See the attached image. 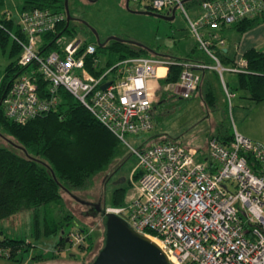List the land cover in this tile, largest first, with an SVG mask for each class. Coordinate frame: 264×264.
I'll return each instance as SVG.
<instances>
[{
    "label": "built area",
    "instance_id": "built-area-1",
    "mask_svg": "<svg viewBox=\"0 0 264 264\" xmlns=\"http://www.w3.org/2000/svg\"><path fill=\"white\" fill-rule=\"evenodd\" d=\"M184 1L148 0V4L167 14L173 7L180 8L198 49L214 63L180 62L178 80L166 88L187 99L201 79L196 69L215 70L230 115L232 139L223 144L210 138L205 161L198 159V149L177 142L131 148L136 168L141 170L137 194L122 205L103 209L157 243L171 264H264V145L237 131L232 116L235 93L224 77V72H238L245 61L237 54L236 66H224L210 49L213 41L224 46L225 40L217 33L222 25L259 14L264 1L202 0L195 18L188 15ZM65 16L45 8L19 13L17 23L24 37H12L20 45L17 64L23 70L2 98L5 116L25 123L54 108L63 88L122 143L127 134L150 130L151 104L170 60L159 55L130 56L106 66L95 45L83 47L80 38L44 53L40 36L56 31ZM38 76L48 83L45 97L38 94ZM84 236L79 232L69 238L82 244ZM0 254L7 256L8 251L0 249Z\"/></svg>",
    "mask_w": 264,
    "mask_h": 264
},
{
    "label": "trees",
    "instance_id": "trees-1",
    "mask_svg": "<svg viewBox=\"0 0 264 264\" xmlns=\"http://www.w3.org/2000/svg\"><path fill=\"white\" fill-rule=\"evenodd\" d=\"M64 1L22 0L19 13L34 8H45L65 14ZM73 1L76 4L79 0ZM121 1L125 2V0ZM201 1L185 0L184 7L193 9ZM146 8L152 10L149 4ZM69 13L74 19L67 26L65 16L57 25L56 31L40 36V40L43 41L41 50L44 53L60 50L61 46L66 43L62 39L63 33L69 32L72 34L70 27H74L76 21H80V18H82V16H75L70 8ZM263 21L264 9L252 17L243 18L229 25H222L217 31L222 32L231 28L239 33H244ZM12 35L20 38L24 37L19 24L13 18L3 15L0 18V49L8 55L11 61L3 71H0V100L16 75L23 70L17 64L21 48ZM83 42V47L88 43H92L85 39ZM94 45L96 53L103 51L107 54L103 62L106 66H112L120 59L130 56L159 55L170 60L167 75L159 80L160 88L156 92L159 100L157 102L153 100L151 104L152 127L155 105L163 101L168 95L176 96L166 86L178 80L182 69L180 62L206 64L208 66L214 63L209 55L198 49L196 43L183 58L170 53H156L143 43L119 36L106 38L104 41H98V45ZM210 49L222 65L236 66L237 53L235 57L229 56L223 50V47H220L215 41L210 45ZM241 56L242 60L245 61V65L238 72L231 73L235 76L234 85L228 80H226V83L234 93L237 90L239 91V98L241 99H246L250 103L263 101L264 51L249 48ZM89 58H87V64ZM89 69L91 70L90 67ZM196 70L200 73L201 79L195 92L206 106L215 110L217 108L216 86H219L222 91L219 76L215 70L210 68ZM37 80L39 96H47L46 87L48 83L41 76H38ZM59 96L60 101L54 108L25 123H17L7 118L4 114L3 105L0 104V137L6 139L10 144L9 146L0 145V220L7 219L21 211L30 210L31 233L35 237L64 231L65 225L73 222L74 217L70 212L65 214L59 212L60 214L55 217V215L48 214L49 209L58 204L63 205V192L72 196L75 191H84L90 188L93 185L94 178L108 168L120 154L122 147V142L71 93L59 88ZM224 103L223 119L214 126V130L209 134L207 141L210 138H216L223 144H229L232 139L230 126H228L225 118V113L228 112L225 97ZM153 138L157 139L158 143L168 141L180 143L164 133ZM205 148L198 149L200 151L198 159L201 161L207 160ZM249 163L252 167H255L251 161ZM140 175L141 170L135 168L131 174V180H138ZM127 191V186L115 187L111 193L112 205H122L125 202ZM64 235H61L56 243L55 250L57 252L63 249L66 242L67 234L64 232ZM28 244L30 243L25 242L24 239L6 235L0 237V249L8 251L6 256L8 258H15L18 252L27 250ZM79 246L83 247L82 244H79ZM33 257L37 262L47 260L42 255ZM55 257L53 256V258Z\"/></svg>",
    "mask_w": 264,
    "mask_h": 264
},
{
    "label": "rangeland",
    "instance_id": "rangeland-1",
    "mask_svg": "<svg viewBox=\"0 0 264 264\" xmlns=\"http://www.w3.org/2000/svg\"><path fill=\"white\" fill-rule=\"evenodd\" d=\"M21 3L22 0H3V5L0 4V17L4 15L18 20ZM74 3L73 0H70L69 8L75 16H82V18L80 21H76L74 27H70L72 34L63 33L64 42L80 38L98 45V41H104L110 36H119L143 43L156 53H170L180 58L185 57L195 45V40L180 8L175 10L174 18L167 20L142 13L146 11L148 0H129L128 8L121 0H79L76 4ZM147 11L167 14L165 11L156 12L153 9ZM186 11L191 18H195L199 13V8L195 6L192 10L186 7ZM217 33L225 40L223 49L228 48V55L235 57L240 33L231 28L224 32L217 31ZM97 55L102 62L107 57L103 51L97 52ZM10 61L8 55L0 49V71H3ZM224 77L234 85V74L224 72ZM235 94L232 116L236 128L240 130L244 114L251 108L248 107L249 105L248 108L241 105L242 99L239 98L238 90ZM216 96L217 108L215 110L206 106L196 92L188 99L181 98L179 95L165 97L154 107L152 129L139 135L127 134L124 138L126 143H122L121 152L116 159L105 171L94 178L90 188L84 191H75L74 195L83 200L94 201L102 193L105 200L104 206L110 207L112 206L111 193L115 187L113 183L119 178L126 180L122 184L128 187L126 198L129 199L136 195L137 180L132 181L131 174L137 166V158L132 154L131 148L137 149L151 142H157V139L153 138L156 135L164 133L166 136L178 140L184 146L196 149L205 148L209 134L213 132L214 126L223 119L225 110L224 96L219 86H216ZM158 97L156 93L154 102L159 100ZM225 118L230 126L228 112L225 113ZM262 136L264 137V134ZM0 145L9 146L10 144L6 139L0 137ZM62 197L63 205L58 204L51 207L54 211L49 209L48 214L56 217L60 214L59 212H63V214L70 212L74 217L73 222L64 227L68 241L63 245V249L57 252L55 247L64 233L61 234L60 231L39 237L33 236L31 233V211L24 210L7 219L0 220V237L6 235L24 239L25 242L30 243L27 245L28 249L18 252L15 258L0 255V264H81L83 260L86 263L93 260L104 240L101 218L85 214L84 204L75 200L71 195L63 192ZM79 232L85 235L83 247H80L74 238H69L71 234ZM35 255H42L47 260L37 262L33 257ZM53 256L56 257L53 258Z\"/></svg>",
    "mask_w": 264,
    "mask_h": 264
},
{
    "label": "water",
    "instance_id": "water-1",
    "mask_svg": "<svg viewBox=\"0 0 264 264\" xmlns=\"http://www.w3.org/2000/svg\"><path fill=\"white\" fill-rule=\"evenodd\" d=\"M128 1L125 0V5L128 8ZM65 14H66V26L74 19L68 8V0L64 1ZM145 14H150L158 18L170 20L174 18L176 7H173L169 14L152 13L147 11ZM109 38H116L110 36ZM108 83L102 85L106 87ZM2 99L0 100V104ZM124 181V178H123ZM119 183L116 180L113 184ZM72 197L82 204H89L87 200L80 199L75 195ZM100 216L103 229L104 240L102 247L98 250L93 260L89 263L81 264H171L165 252L160 246L152 241L150 238L133 230L129 224L120 216L105 212L104 209H97V213L94 216ZM64 231H61L63 234ZM68 241V238L67 240ZM53 264V263H46Z\"/></svg>",
    "mask_w": 264,
    "mask_h": 264
},
{
    "label": "crops",
    "instance_id": "crops-1",
    "mask_svg": "<svg viewBox=\"0 0 264 264\" xmlns=\"http://www.w3.org/2000/svg\"><path fill=\"white\" fill-rule=\"evenodd\" d=\"M0 4L3 5V0H0ZM14 20L17 22L16 19ZM228 29L223 30V32L227 31ZM249 48H256L264 51V21L254 28L244 33H240L236 44L237 54L242 55L243 52H245ZM223 50L229 53L228 48H225ZM241 105H244V107H249L251 109L246 111V113L244 114V118L240 123V130H237L242 135L264 145V137L262 136L264 134V100L260 102L250 103L248 100L242 99Z\"/></svg>",
    "mask_w": 264,
    "mask_h": 264
},
{
    "label": "flooded vegetation",
    "instance_id": "flooded-vegetation-1",
    "mask_svg": "<svg viewBox=\"0 0 264 264\" xmlns=\"http://www.w3.org/2000/svg\"><path fill=\"white\" fill-rule=\"evenodd\" d=\"M148 10H151V9H148ZM119 180V183L117 184H114L115 187H119L121 186L126 180L124 178V181H123V178H119L117 179ZM114 187V188H115ZM104 196L102 195V193H100L96 199L94 201H89L90 203L89 204H84V206L86 207V210L84 211L85 214H88L90 216H94V214L97 213V209L100 208L102 209L103 206H104ZM99 216V215H98ZM100 217V216H99ZM82 263H86L85 260L82 261Z\"/></svg>",
    "mask_w": 264,
    "mask_h": 264
}]
</instances>
